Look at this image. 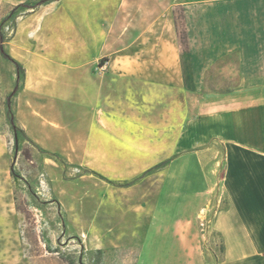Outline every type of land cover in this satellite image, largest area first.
<instances>
[{
  "label": "rangeland",
  "instance_id": "rangeland-1",
  "mask_svg": "<svg viewBox=\"0 0 264 264\" xmlns=\"http://www.w3.org/2000/svg\"><path fill=\"white\" fill-rule=\"evenodd\" d=\"M228 1L0 0V264H193L185 254L200 250L217 262L222 241L209 221L223 206L224 150L178 160L212 167L198 193L183 192L163 126L171 113L160 108L173 99L157 86L176 77L151 68L165 66L163 38L189 50L208 42ZM234 61L213 66L205 92L235 85ZM129 63L135 81L116 72ZM135 142L153 154L132 158ZM193 193L209 199L195 241L157 233L156 200L170 212L176 195Z\"/></svg>",
  "mask_w": 264,
  "mask_h": 264
},
{
  "label": "crops",
  "instance_id": "crops-1",
  "mask_svg": "<svg viewBox=\"0 0 264 264\" xmlns=\"http://www.w3.org/2000/svg\"><path fill=\"white\" fill-rule=\"evenodd\" d=\"M221 26V30H214V35L209 30V41L197 43L192 51L178 39H161L158 56L165 59V66L151 70L176 77L157 86L173 99L172 107L167 103L160 108L171 113L163 126L166 139H176L172 152L180 156L170 164L177 172L175 179L182 191L198 193L199 187L205 185L201 171L212 167L178 161L180 158L211 145H220L224 150L223 206L210 215L209 221L211 232L220 237L223 248L215 264H264V0H229ZM198 47L208 51L202 52ZM0 52L5 54L1 48ZM232 57L235 61L228 66H235V85L226 92H205L213 66ZM116 68L128 81H135L140 72L131 63ZM147 68L150 67H144V71ZM143 84L153 86L151 82ZM148 122L144 115L143 123ZM128 148L132 158L153 154L141 142L129 143ZM135 148L143 150V154L136 153ZM189 172L196 176L187 177ZM194 193L176 195L178 209L170 212L161 210L162 197L156 200V207L160 208L155 209L152 217L159 220L155 223L157 233L176 234V243L185 245L195 241L199 234V209L209 199ZM138 217L143 218L138 226L147 227V215ZM147 248L143 243V249ZM185 256L193 264H210L201 250Z\"/></svg>",
  "mask_w": 264,
  "mask_h": 264
},
{
  "label": "trees",
  "instance_id": "trees-1",
  "mask_svg": "<svg viewBox=\"0 0 264 264\" xmlns=\"http://www.w3.org/2000/svg\"><path fill=\"white\" fill-rule=\"evenodd\" d=\"M2 35H1V33H0V48H1V51H2V53H4V49H3V46H2ZM16 91H17V89H15V91H14V94L16 93ZM12 125L14 126V123H12Z\"/></svg>",
  "mask_w": 264,
  "mask_h": 264
}]
</instances>
